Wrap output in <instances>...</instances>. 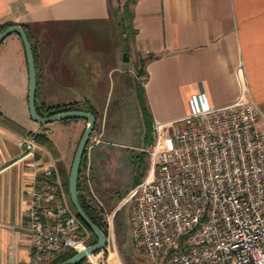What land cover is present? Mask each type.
I'll list each match as a JSON object with an SVG mask.
<instances>
[{
  "label": "crops",
  "instance_id": "0c3cea01",
  "mask_svg": "<svg viewBox=\"0 0 264 264\" xmlns=\"http://www.w3.org/2000/svg\"><path fill=\"white\" fill-rule=\"evenodd\" d=\"M130 10L135 32L122 48L110 0H0V24H20L30 42L35 101L76 102L95 116L102 137L90 157L93 183H86L104 211H116L128 199L106 209L104 198L97 197L106 192L102 164L122 147L148 151L156 123L185 114L191 93L204 92L214 105L229 103L240 93L264 102V0H135ZM128 91L134 114L141 119L144 97L152 116L151 140L145 138L141 119L139 146L112 139L120 131L122 99ZM27 92L24 48L12 32L0 42V112L25 131L44 133L57 156L34 140L33 154L25 156L30 137L0 123V264H50L56 258L45 254L38 263L31 261L25 233L28 193L38 173L51 167L53 183L69 205L63 179L86 124L83 118L45 123L31 119ZM113 253L106 255L107 264Z\"/></svg>",
  "mask_w": 264,
  "mask_h": 264
},
{
  "label": "built area",
  "instance_id": "2783aa9c",
  "mask_svg": "<svg viewBox=\"0 0 264 264\" xmlns=\"http://www.w3.org/2000/svg\"><path fill=\"white\" fill-rule=\"evenodd\" d=\"M85 145L88 178L93 147ZM33 139L24 155H32ZM149 168L133 187L130 235L133 247L163 264H264V102L240 93L212 104L204 92L188 98L177 119L156 123ZM54 169L38 173L28 193L31 261L84 249L88 232L55 186ZM114 210L104 211L106 245L115 251ZM99 251V250H98ZM98 251L85 258L97 264ZM96 253V254H94Z\"/></svg>",
  "mask_w": 264,
  "mask_h": 264
},
{
  "label": "rangeland",
  "instance_id": "374dc122",
  "mask_svg": "<svg viewBox=\"0 0 264 264\" xmlns=\"http://www.w3.org/2000/svg\"><path fill=\"white\" fill-rule=\"evenodd\" d=\"M125 1L126 0H110L111 9L113 12V21L116 26L118 37L120 38V42L123 46L122 48L125 47V44H128L131 41V37H132L130 33V29L128 28H125V33L121 34L120 32L121 29L117 24L119 12H122V6ZM127 20L128 18L126 16L125 21L127 22ZM132 70L134 71V67H132ZM141 80L143 79L140 78V81ZM138 85H141V82H139ZM126 95L127 96L122 99L121 128L120 131L116 132L112 136V139L117 141H122L125 144L139 146L141 144L139 140L140 134L138 136L137 133H138V128L141 127L140 126L141 119L138 115L134 114L135 107L133 102L134 100L133 95H131L129 91L126 92ZM115 96H116V92L114 91L112 95L111 104H113V100ZM94 131L97 133L101 132V130H99L98 127L94 128ZM101 137H102V133H101ZM153 137L155 138V135H153ZM146 148L141 150L146 151L145 150ZM121 149H122L121 152H118L117 154L112 153L110 159H107V161L103 164L101 163L104 166L102 168L103 172L101 171V173L102 175L105 174L107 176V180H106L107 184L104 188L106 192L104 193V195L101 194L99 195L97 193L96 195L97 197L100 198L101 201L102 198H104L102 203L106 207V209H109L110 208L109 206H111L117 200L116 199L117 196L123 195L121 198L124 199L127 196L130 189H132V187L130 188V186L133 184L135 177L140 176L141 173H142V177H144V175L146 174L149 168L148 151L145 152L146 154L142 155L140 149H135L132 147L130 148L122 147ZM102 165L100 166L102 167ZM132 203H133V197H130L127 200V202L122 206V209L119 210V216L121 218V221L124 223V227L121 234L115 235L116 254L113 253L109 257L108 263L109 264H163L161 261L155 262L145 258L139 251H137L133 247L131 241V235L129 231ZM113 227L115 234L114 221H113ZM111 245L112 244L110 243L108 248L112 253L114 251ZM96 253H98L96 257L97 264H107L106 261L107 252L105 251V249L99 250ZM84 259H85L84 264H92L86 258Z\"/></svg>",
  "mask_w": 264,
  "mask_h": 264
},
{
  "label": "trees",
  "instance_id": "16d2710c",
  "mask_svg": "<svg viewBox=\"0 0 264 264\" xmlns=\"http://www.w3.org/2000/svg\"><path fill=\"white\" fill-rule=\"evenodd\" d=\"M134 1L135 0H126L122 6V12H119L117 24L121 29L120 30L121 34L125 33V28L130 29L131 35H133L135 32V30L132 27V22H131L133 12H132V10H130V7H129V4L133 3ZM126 16L128 18L127 22L125 21ZM10 24L11 23H9V22L1 23L0 24V31ZM148 56L153 57L156 55L150 54ZM140 62L143 63V59H141ZM141 90L143 92L142 86H141ZM140 105H141V107H140L141 119H142V123L144 126V135H145L146 140H149V139L151 140L152 116H151V113L149 112L148 107L146 106V102H145L144 97H142ZM35 107H36L37 113L40 116H48V115H51V114H54V113H57L60 111H64V110H69V109H83V110L91 111L86 105L79 104L76 102H69V103L55 104V105H46L44 103H38L37 101H35ZM0 123L7 125L9 127L13 126L14 129H16L17 131H21L22 133L28 135L35 142L43 145L50 152H52V154L57 156L56 149L54 148L52 142L44 135V133L25 131L22 127H20L19 125L12 122L7 117H5L1 112H0ZM94 128H95V126L93 127V129ZM141 154L144 155L146 153L142 151ZM84 166H85V149L83 150V154H82V158H81V162H80V167H79L78 180H77L78 200H79L83 210L91 218V220L94 223H96L103 231H105V221L103 219L104 209L99 204V202L96 200V198L93 196L92 192L90 191V189L86 183V179H88L90 182L93 183V170H94V168H93V165L92 166L90 165L88 178H86V176L84 174ZM67 177H68V173L66 174L65 178L63 179V188H64L65 194L69 200V194H68V189H67ZM141 177H142V173L140 174V176L135 177L134 183L139 182ZM122 196L123 195L117 196L116 197L117 200L114 203H116L119 199H121ZM113 204L111 206H113ZM69 206L74 211L70 200H69ZM121 209H122V207L117 209L114 213L115 235L121 234L123 227H124V223L121 221V218L119 216V210H121ZM74 213H75V211H74ZM76 216H77V214H76ZM80 221L82 222V224L84 225L85 229L88 232V236L86 238V243L87 244L94 243L96 241L95 235L93 234V232L89 229V227L81 219H80ZM73 253L74 252H68V253H65L61 256H58L54 260H52L50 264H57L60 261L70 257ZM84 260L85 259H82L81 261H79L75 264H80Z\"/></svg>",
  "mask_w": 264,
  "mask_h": 264
},
{
  "label": "water",
  "instance_id": "95a60500",
  "mask_svg": "<svg viewBox=\"0 0 264 264\" xmlns=\"http://www.w3.org/2000/svg\"><path fill=\"white\" fill-rule=\"evenodd\" d=\"M16 32L22 42L25 59L27 63L28 71V92H27V107L31 119L37 122H49L54 120H61L67 118H83L86 121L85 127L79 137L77 145L74 150V154L69 167L67 177V189L69 194V200L73 206V209L77 216L89 227L96 237L94 243L87 244L84 249L75 251L70 257L60 261L57 264H75L84 259L88 254L102 249L106 245V235L104 231L94 223L91 218L83 210L77 195V180L80 162L83 154V150L89 138L91 131L95 124V116L92 112L83 109H69L60 111L48 116H40L35 107V91H36V72L34 65V57L30 42L24 28L20 24H10L0 31V42L10 33ZM123 59H127L128 55L126 51H123Z\"/></svg>",
  "mask_w": 264,
  "mask_h": 264
}]
</instances>
